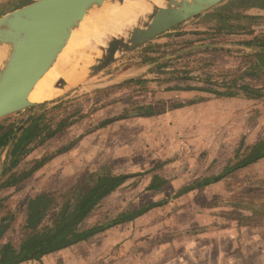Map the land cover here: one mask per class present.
Listing matches in <instances>:
<instances>
[{
	"label": "rangeland",
	"instance_id": "rangeland-1",
	"mask_svg": "<svg viewBox=\"0 0 264 264\" xmlns=\"http://www.w3.org/2000/svg\"><path fill=\"white\" fill-rule=\"evenodd\" d=\"M229 2L233 6L229 14L245 11L239 0ZM211 9L123 54L46 106L62 101L61 107L15 116L42 114L51 127L58 122L64 127L28 151L13 170L28 169L34 160L48 157L40 168L20 184L0 190V216L11 220L3 242H17L25 234L30 197L37 193L53 197L37 223L44 226L61 196L88 181L90 173L107 171L132 176L94 208L86 225L112 220L131 207L165 198L167 202L131 222L100 231L88 247L93 254L118 258L120 263L114 264H264V216L232 206L238 202L264 206V183L259 182L264 180V159L238 169L231 178L174 197L194 178L219 174L228 160L234 161L240 143L264 137V95L218 97L203 89L167 88L188 85L225 91L229 85L236 90L247 84L264 92V67L250 68L256 49L243 43L264 34V20L248 28L253 34L217 33L216 11ZM245 12L263 14L255 8ZM84 42L70 53V63L79 62L78 52L99 53L95 46L99 42L92 41L90 47ZM120 115L126 116L100 126L103 119ZM5 151L0 154V171ZM153 175L166 179L158 191L146 189ZM253 238L256 243L250 242Z\"/></svg>",
	"mask_w": 264,
	"mask_h": 264
},
{
	"label": "trees",
	"instance_id": "trees-1",
	"mask_svg": "<svg viewBox=\"0 0 264 264\" xmlns=\"http://www.w3.org/2000/svg\"><path fill=\"white\" fill-rule=\"evenodd\" d=\"M32 0H6L0 5V15L10 9L21 6ZM238 6L245 11L251 8L259 9L262 13H249L245 11H237L233 16L228 10L233 6H229V0H223L211 10L216 12L213 18L216 20L217 33L235 34L238 32H246L253 34L248 28L260 20H264V0H239ZM227 4V5H226ZM227 11V12H226ZM262 14V15H261ZM201 14L197 15L200 16ZM196 16V17H197ZM234 18L236 23L230 22ZM241 20V21H240ZM244 45L254 47L256 50L252 53L254 63L250 67L252 70H258L264 67V34L253 35L250 39L243 41ZM187 78V77H185ZM130 82H142L140 79H129ZM225 86V85H224ZM168 89H203L213 92L216 96L233 97L244 95L247 98H261L264 95L261 87H252L247 84H239L236 90L219 91L204 87H195L185 85L180 87H167ZM52 102V101H51ZM54 102V101H53ZM50 102L38 103L30 107H26L20 111L11 113L0 118V154L6 149L5 160L1 164L0 190L6 187L16 186L26 180L31 174L40 168L48 157H42L34 160L31 167L23 169L19 172L13 170L16 168L28 151L41 145L49 138L55 136L63 127V122L50 126L49 122H45L42 114L28 115L26 118H17V114L24 111L34 109L48 108L55 110L62 105V101H58L46 107ZM135 114H141L136 111ZM143 114V113H142ZM126 115H120L114 118L103 119L100 126H105L115 119ZM264 159V137L256 139L251 143H240L234 155V161L226 163L222 171L217 175L196 177L189 183L180 187L174 194V197L185 194L197 188L205 187L215 181L235 176V172L243 167L249 166ZM136 175V173L134 174ZM129 176L126 174H114L112 172H102L98 174L90 173L88 181H84L75 186L70 193L61 196V201L57 203L56 208L51 211L50 223L39 227L37 225L40 217L47 213L49 206L52 205L53 197L46 193H37L30 197L26 202L25 214V234L17 241H2L4 234L11 228L10 217L8 215L0 216V264H17L22 261L37 260L49 253L66 248L81 241H86L94 234L110 227L126 222H131L137 217L145 214L154 207L165 204L167 198L159 201L149 202L137 207H131L126 210L119 211L112 220L104 223H94L86 225L85 222L90 216L94 208H96L108 195L118 188ZM264 183V180H259ZM166 183V179L153 175L150 179L147 190L158 191ZM0 196V209L3 207ZM242 205L232 203V206L248 208L252 215L264 216V206ZM54 205V204H53ZM238 217H243L239 214ZM244 218H242L243 220ZM200 232L203 230H195Z\"/></svg>",
	"mask_w": 264,
	"mask_h": 264
},
{
	"label": "water",
	"instance_id": "water-1",
	"mask_svg": "<svg viewBox=\"0 0 264 264\" xmlns=\"http://www.w3.org/2000/svg\"><path fill=\"white\" fill-rule=\"evenodd\" d=\"M123 1L32 0L0 15V47L6 48L0 61V118L56 99L33 102L28 98L33 86L44 74V61L47 59V66L55 61L60 45L66 43L70 31L86 13L104 4H121ZM221 1L163 0L161 5H151L150 11L137 17L122 32L109 34L102 44L96 45L99 53L89 56L82 80L101 72L123 54ZM81 58L78 63H73L76 67L81 64ZM79 83L71 85L66 78L57 77L53 86L61 89L62 94Z\"/></svg>",
	"mask_w": 264,
	"mask_h": 264
},
{
	"label": "bare ground",
	"instance_id": "bare-ground-1",
	"mask_svg": "<svg viewBox=\"0 0 264 264\" xmlns=\"http://www.w3.org/2000/svg\"><path fill=\"white\" fill-rule=\"evenodd\" d=\"M162 1L163 0H124L121 4H104L100 8L86 13L78 25L70 31L66 43L63 42L60 45V51L56 59H54L55 61L53 63L50 62V64H48L49 66L46 65L47 59L44 61L42 65L44 74L38 79L30 91L28 96L29 100L33 102H42L58 97L62 91L53 86V81L57 77L66 78L71 85L79 83L84 76L85 64L89 61V56L91 55H86L89 52L86 54H84L85 52L81 54L78 52L80 55L73 53L82 57H80L82 59L81 64L76 67L73 62L70 63L72 59V54L70 55V53L73 52L75 48L81 45L83 46L84 41H91L89 44L88 42H84L87 43L89 47L93 42L102 44L109 34L122 32L125 27L133 23L137 17L150 11L151 5H161ZM85 47L86 45L84 48ZM5 49V47H0V61L4 57ZM86 49L89 48L86 47ZM89 50L95 51V49ZM76 58L74 60H76Z\"/></svg>",
	"mask_w": 264,
	"mask_h": 264
},
{
	"label": "crops",
	"instance_id": "crops-1",
	"mask_svg": "<svg viewBox=\"0 0 264 264\" xmlns=\"http://www.w3.org/2000/svg\"><path fill=\"white\" fill-rule=\"evenodd\" d=\"M191 105H194V104H191ZM167 112L169 111L167 110ZM119 225L121 226V224ZM99 233L100 232L94 234L92 237H90L86 241H81L71 246H68L66 248L49 253L43 256L40 261L28 260V261H22L17 264H114V263H120V261H117L118 258L115 261V258H113L111 255L106 256L108 254L100 257L99 255L93 254L92 249L88 248L91 245V240H94V238H97V236L100 235ZM252 240L254 241H250V242L252 243L257 242L256 241L257 239L255 238H253ZM85 247H87V249L91 251L87 253H83L81 249Z\"/></svg>",
	"mask_w": 264,
	"mask_h": 264
}]
</instances>
